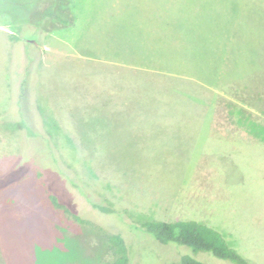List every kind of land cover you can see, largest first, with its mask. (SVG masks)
Segmentation results:
<instances>
[{
  "label": "rangeland",
  "instance_id": "374dc122",
  "mask_svg": "<svg viewBox=\"0 0 264 264\" xmlns=\"http://www.w3.org/2000/svg\"><path fill=\"white\" fill-rule=\"evenodd\" d=\"M102 1L0 0V264H108L110 234L129 264H233L142 229L190 218L161 204L174 187L209 211L193 219L264 264V0L172 3L174 31L120 35L132 37L112 59L129 67L74 53ZM158 61L170 74L141 69Z\"/></svg>",
  "mask_w": 264,
  "mask_h": 264
},
{
  "label": "crops",
  "instance_id": "0c3cea01",
  "mask_svg": "<svg viewBox=\"0 0 264 264\" xmlns=\"http://www.w3.org/2000/svg\"><path fill=\"white\" fill-rule=\"evenodd\" d=\"M177 1H181V0H103L101 3V7H102L101 11L98 10V12L93 13L84 19V22L85 20L88 21V24L86 25V29L83 30L82 28L80 33H75V35L72 37V41L75 43L74 53L76 54L77 57L86 59L87 57H90L92 52H94L98 54L97 57L99 60L107 62L110 65L112 64L116 66L119 65L127 66V64L123 65L122 61L117 62L115 61L116 59H112V54H113L112 52H115L114 51L115 47L118 46V48H120V46L124 42H126L124 48L127 49V46L129 44V37H132V36H127L125 38L120 35H125V33L129 31H133V33L136 35L137 38L140 37V39L142 40H147V39L150 40L151 38L149 36L152 35L151 32L158 31L162 33L166 32L167 34H169L170 32H172V29L173 31L174 29H176L175 25L171 23V14H172L171 12L175 11L174 8L176 6L172 7L170 5L172 3L175 4ZM200 1L201 0H199L198 2ZM220 3L221 6L219 8L221 12H223V8H224L223 1ZM133 10L136 11L133 12ZM236 17L238 16L236 15L233 17V21L237 19ZM220 24L222 25V23ZM181 26L182 25L177 27H181ZM114 30L118 32L119 35L111 34ZM220 32L221 34L223 33L221 36L222 38H227L231 36L229 33L225 36V30ZM190 36L191 35H185L184 38ZM109 41L112 42L109 43ZM222 43H224V41H222ZM220 54L223 57L224 44L220 45ZM126 57L128 58L127 55ZM256 61L258 62V65L261 64L259 66L262 67V63L259 62L257 58ZM152 63L153 62H151V64ZM152 66L153 67L147 66L141 69H145L146 72L159 71L161 69L160 66H163V61H158L155 64H152ZM168 69L169 68L164 67L163 69H161L162 70L161 73L170 74ZM199 82L203 83V81H199ZM216 127L217 126L207 127L206 128L207 133L211 132V129H219ZM227 128L233 129V127H227ZM171 129L172 132H170ZM166 130H168L167 132L169 133H173L174 130L176 132V128L173 127H168L166 128ZM181 132L189 133V132H193V130H191V128L188 127V128H183ZM194 132H198V131L195 130ZM221 132L224 131L221 130ZM189 193L190 192L180 194L177 192L176 188L174 187L171 193H169L167 196L168 200L161 204L175 206V209L172 208V212L175 213L180 211L178 206L184 205L187 207L185 209V214L190 215V218L186 217L187 219L185 220L196 221V219H193V216L196 215L201 209L193 205L194 203L190 202V200L188 199ZM201 212L203 211H200L199 214ZM208 213L209 211L205 210V212L202 213V217L207 219L205 215ZM180 220H182V218ZM207 226L213 227L212 225H207Z\"/></svg>",
  "mask_w": 264,
  "mask_h": 264
},
{
  "label": "trees",
  "instance_id": "16d2710c",
  "mask_svg": "<svg viewBox=\"0 0 264 264\" xmlns=\"http://www.w3.org/2000/svg\"><path fill=\"white\" fill-rule=\"evenodd\" d=\"M45 12L46 8L41 12L42 15H45ZM53 20L54 22L59 21L60 24L65 23V25L70 23L69 20H62L60 17L54 18ZM11 39L17 40L15 36H12ZM13 127L15 129H28L24 125L18 123L14 124ZM50 202L53 207L69 215L79 224L87 223L79 216L72 213L69 208L65 204L59 202L57 198L51 197ZM91 205L94 209L104 214H111L114 212V210L108 206L92 203ZM141 227L151 234L160 244L165 245L174 243L190 248L193 253L207 252L218 259L227 260L233 264H249L227 243L222 233L203 223L192 220H178L173 222L154 220L144 222ZM105 240L108 243L109 250L114 256V259L108 264H129V256L123 238L119 234H110L105 236ZM178 261L179 264H204L187 254L180 255Z\"/></svg>",
  "mask_w": 264,
  "mask_h": 264
}]
</instances>
